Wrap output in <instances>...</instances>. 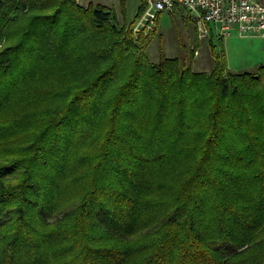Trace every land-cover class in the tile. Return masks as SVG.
I'll use <instances>...</instances> for the list:
<instances>
[{
    "label": "trees",
    "instance_id": "trees-1",
    "mask_svg": "<svg viewBox=\"0 0 264 264\" xmlns=\"http://www.w3.org/2000/svg\"><path fill=\"white\" fill-rule=\"evenodd\" d=\"M143 7L0 0V264H264V65L151 63Z\"/></svg>",
    "mask_w": 264,
    "mask_h": 264
},
{
    "label": "rangeland",
    "instance_id": "rangeland-1",
    "mask_svg": "<svg viewBox=\"0 0 264 264\" xmlns=\"http://www.w3.org/2000/svg\"><path fill=\"white\" fill-rule=\"evenodd\" d=\"M99 1L108 4L104 6L116 13L121 26L132 23L141 5L144 4L142 17L134 22L135 32L144 27H147V30L154 28L152 17L159 15L157 31L147 48V56L151 63L158 62L160 50L167 58L181 57V42L187 50L186 59L189 62L188 52L195 48L194 42L197 37L198 48L191 61L195 71L209 72L213 68L214 60L209 47L210 41L219 51L224 52L226 66L231 73H253L264 65V39L262 38H242L236 31H233L229 37L220 40L216 27L211 25L209 29L212 32L209 30L204 33L187 11L179 9L175 13L157 12L154 5L155 0H124V5L121 0ZM79 2H82L84 7L89 4H101L94 0L89 3L85 0H79ZM195 28H197L196 31Z\"/></svg>",
    "mask_w": 264,
    "mask_h": 264
},
{
    "label": "built area",
    "instance_id": "built-area-1",
    "mask_svg": "<svg viewBox=\"0 0 264 264\" xmlns=\"http://www.w3.org/2000/svg\"><path fill=\"white\" fill-rule=\"evenodd\" d=\"M154 5L157 12L187 11L204 33L216 27L219 38L236 31L242 38L264 39V0H155Z\"/></svg>",
    "mask_w": 264,
    "mask_h": 264
},
{
    "label": "crops",
    "instance_id": "crops-1",
    "mask_svg": "<svg viewBox=\"0 0 264 264\" xmlns=\"http://www.w3.org/2000/svg\"><path fill=\"white\" fill-rule=\"evenodd\" d=\"M86 2H91L92 0H85ZM96 3H101V1H99V0H94ZM78 3L81 5V6H84V5H82L81 3L82 2H79V0H78ZM85 3V2H84ZM101 4H103V5H108V4H104V3H101ZM88 6V5H87Z\"/></svg>",
    "mask_w": 264,
    "mask_h": 264
}]
</instances>
